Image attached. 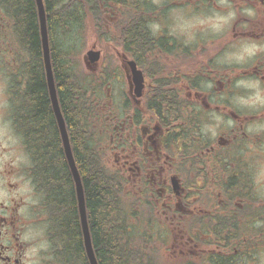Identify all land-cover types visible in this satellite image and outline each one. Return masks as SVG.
<instances>
[{"label": "flooded vegetation", "instance_id": "obj_1", "mask_svg": "<svg viewBox=\"0 0 264 264\" xmlns=\"http://www.w3.org/2000/svg\"><path fill=\"white\" fill-rule=\"evenodd\" d=\"M66 2L73 20L98 24L100 61L114 56L120 86L98 107L101 150L136 195L125 203L147 196L132 222L158 244V264H264V0ZM8 52L1 30L6 89ZM11 111L0 96V264H61Z\"/></svg>", "mask_w": 264, "mask_h": 264}, {"label": "trees", "instance_id": "obj_2", "mask_svg": "<svg viewBox=\"0 0 264 264\" xmlns=\"http://www.w3.org/2000/svg\"><path fill=\"white\" fill-rule=\"evenodd\" d=\"M43 3L57 97L79 174L84 177L87 221L97 263L156 264L158 244L132 223L133 218L144 219L147 196L139 195L128 206L125 183L106 163L105 151L101 150L107 135L96 100L99 89L115 71L114 56L105 50L98 70L88 71L82 64L81 50L66 48L63 41L70 36L84 40L86 34L98 33V24L79 21L78 17L73 20L66 0H43ZM0 15L3 18L0 31L6 33L9 48L5 63L12 119L33 163L37 185L46 197L50 235L61 245L60 263L89 264L73 180L49 101L36 2L0 0Z\"/></svg>", "mask_w": 264, "mask_h": 264}, {"label": "water", "instance_id": "obj_3", "mask_svg": "<svg viewBox=\"0 0 264 264\" xmlns=\"http://www.w3.org/2000/svg\"><path fill=\"white\" fill-rule=\"evenodd\" d=\"M35 2H36V7H37V13H38L40 42H41L42 57H43V63H44L46 84H47V89H48V94H49V99L51 102L52 110L54 113V117L57 123L59 133H60V137H61V141L63 145V152L67 160V163H68V166H69L72 178H73V182H74L75 196H76L77 210L79 214V220H80V226H81V232H82L83 245H84V249H85L89 264H98L96 261L95 254H94L90 231H89L88 222H87L83 186H82V182H81L78 169L76 167V164L73 158L66 125H65L63 115L60 109V105L58 102V98H57V92H56L55 81H54L52 65H51V55H50L49 40H48V34H47V23H46L44 3H43V0H35ZM99 58H100V52L92 49L86 52L84 61L86 62V64H89V63L93 64V63H97ZM127 63L131 68V72L133 74V79H134L136 86L139 89L142 88L143 78H142L141 71L136 68L134 61L128 60ZM173 188L174 190L177 189L176 183H173Z\"/></svg>", "mask_w": 264, "mask_h": 264}, {"label": "rangeland", "instance_id": "obj_4", "mask_svg": "<svg viewBox=\"0 0 264 264\" xmlns=\"http://www.w3.org/2000/svg\"><path fill=\"white\" fill-rule=\"evenodd\" d=\"M91 36H92L91 34L90 35L86 34L84 40L77 39V38H75V36H70L67 40L63 41V44L66 48L72 47V48L80 49L81 50V57L85 58L86 51L88 49H90V47L93 45V40L89 39V38H92ZM82 41H83V46H81ZM121 62H122V58L119 57L118 63H121ZM85 66L91 72H95L98 69L97 63H93V64L89 63V64H86ZM95 81H99V80H95ZM118 86H120V84L117 82L116 76L114 77V75H113L111 78H109L108 83L106 85H103V87L100 88L98 91V98L96 100L98 103V106L102 107L103 104L106 105L108 103V99L110 100L111 97H112V101H115L114 98L116 96L115 93H116ZM106 91H109L110 96H107ZM0 96H3L4 99H8V94H7V90L5 88V84L0 85ZM128 187H130V186L128 185ZM130 190H132V189L130 188ZM133 196H136V195H134L133 192L131 191V193L126 196L125 202L131 201L133 199ZM132 223L134 224V222H132ZM136 228L138 229L139 227L136 225Z\"/></svg>", "mask_w": 264, "mask_h": 264}, {"label": "clouds", "instance_id": "obj_5", "mask_svg": "<svg viewBox=\"0 0 264 264\" xmlns=\"http://www.w3.org/2000/svg\"><path fill=\"white\" fill-rule=\"evenodd\" d=\"M261 103H264V100H262Z\"/></svg>", "mask_w": 264, "mask_h": 264}]
</instances>
